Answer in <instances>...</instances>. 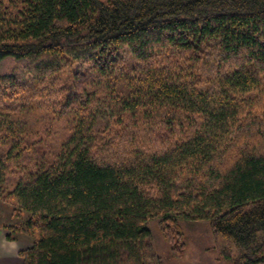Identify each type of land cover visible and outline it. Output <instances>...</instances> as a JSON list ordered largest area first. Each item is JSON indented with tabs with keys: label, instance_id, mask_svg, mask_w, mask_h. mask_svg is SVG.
Segmentation results:
<instances>
[{
	"label": "trees",
	"instance_id": "16d2710c",
	"mask_svg": "<svg viewBox=\"0 0 264 264\" xmlns=\"http://www.w3.org/2000/svg\"><path fill=\"white\" fill-rule=\"evenodd\" d=\"M7 58L22 264L142 263L151 219L175 248L180 219L207 220L233 264H264V0H0Z\"/></svg>",
	"mask_w": 264,
	"mask_h": 264
},
{
	"label": "rangeland",
	"instance_id": "374dc122",
	"mask_svg": "<svg viewBox=\"0 0 264 264\" xmlns=\"http://www.w3.org/2000/svg\"><path fill=\"white\" fill-rule=\"evenodd\" d=\"M22 61L7 58L0 62V72H19L23 67ZM15 205L0 200V228L11 233L8 225L18 221L24 222L29 213L23 211L20 217L13 214ZM182 233L176 235L180 244L176 248L164 237L163 227L159 219L148 221L151 235L146 238L144 249V262L134 261L121 264H233V260L239 255L236 245H229L228 241L217 233L207 220L188 221L180 219ZM35 236L31 235L25 228L16 234L17 241L25 246L32 245Z\"/></svg>",
	"mask_w": 264,
	"mask_h": 264
},
{
	"label": "crops",
	"instance_id": "0c3cea01",
	"mask_svg": "<svg viewBox=\"0 0 264 264\" xmlns=\"http://www.w3.org/2000/svg\"><path fill=\"white\" fill-rule=\"evenodd\" d=\"M8 234L6 230L0 228V264H22L19 253L28 246L8 239Z\"/></svg>",
	"mask_w": 264,
	"mask_h": 264
}]
</instances>
